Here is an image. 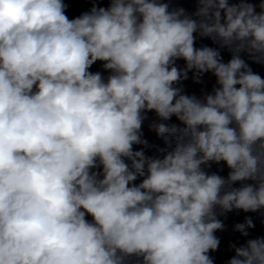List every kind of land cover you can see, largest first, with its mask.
<instances>
[{
    "label": "clouds",
    "instance_id": "1",
    "mask_svg": "<svg viewBox=\"0 0 264 264\" xmlns=\"http://www.w3.org/2000/svg\"><path fill=\"white\" fill-rule=\"evenodd\" d=\"M190 2L0 0V264H215L264 217V0Z\"/></svg>",
    "mask_w": 264,
    "mask_h": 264
}]
</instances>
